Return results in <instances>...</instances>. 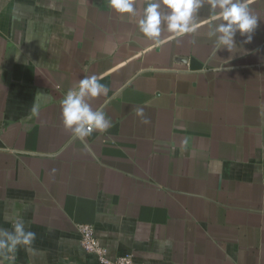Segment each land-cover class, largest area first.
Instances as JSON below:
<instances>
[{
    "label": "crops",
    "instance_id": "obj_1",
    "mask_svg": "<svg viewBox=\"0 0 264 264\" xmlns=\"http://www.w3.org/2000/svg\"><path fill=\"white\" fill-rule=\"evenodd\" d=\"M131 2L0 0V227L36 233L14 264H97L78 225L133 264H264V0L230 51L210 0L158 43L138 26L149 0ZM92 75L111 126L82 142L61 102Z\"/></svg>",
    "mask_w": 264,
    "mask_h": 264
},
{
    "label": "clouds",
    "instance_id": "obj_2",
    "mask_svg": "<svg viewBox=\"0 0 264 264\" xmlns=\"http://www.w3.org/2000/svg\"><path fill=\"white\" fill-rule=\"evenodd\" d=\"M109 7L119 14L135 15L131 0H108ZM163 6L164 14L161 7ZM204 7V0H149L143 10V16L138 22L139 30L145 38L159 42L166 23L167 31L177 36L191 33L195 30V18ZM210 9L218 15L221 22L209 31V37L215 38L217 48L231 50L236 46L237 33L245 37L244 43L252 41L253 33L260 21L252 14L248 0H210ZM219 9L216 13L215 10ZM109 88L95 76H85L75 89H70L61 102L62 123L70 131L73 139L82 142L93 131L106 132L111 121L106 118L102 109L93 110L88 102L91 98L106 96ZM38 109L33 107L32 112ZM136 114L143 117V109L138 108ZM147 123V120L144 121ZM36 240V233L28 230L23 220L11 222V230L0 227V264L13 262L17 251L22 247L31 251Z\"/></svg>",
    "mask_w": 264,
    "mask_h": 264
},
{
    "label": "built area",
    "instance_id": "obj_3",
    "mask_svg": "<svg viewBox=\"0 0 264 264\" xmlns=\"http://www.w3.org/2000/svg\"><path fill=\"white\" fill-rule=\"evenodd\" d=\"M80 248L87 254L95 257L97 264H133L130 256H113L104 247L95 234V230L90 225H78Z\"/></svg>",
    "mask_w": 264,
    "mask_h": 264
}]
</instances>
